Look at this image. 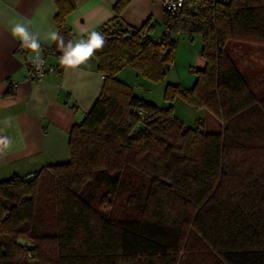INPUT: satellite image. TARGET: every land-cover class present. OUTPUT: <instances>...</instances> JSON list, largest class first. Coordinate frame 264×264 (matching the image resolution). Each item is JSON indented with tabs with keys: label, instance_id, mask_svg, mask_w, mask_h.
Segmentation results:
<instances>
[{
	"label": "trees",
	"instance_id": "obj_1",
	"mask_svg": "<svg viewBox=\"0 0 264 264\" xmlns=\"http://www.w3.org/2000/svg\"><path fill=\"white\" fill-rule=\"evenodd\" d=\"M53 1L58 32L73 40L72 1ZM129 1L116 2L115 20ZM162 24L200 34L204 60L193 85L167 84L164 100L207 109L220 131L202 119L184 125L173 105L116 77L129 65L163 81L174 40L156 42L150 20L101 29L106 44L93 57L103 84L69 131V160L0 180V264H264V91L232 54L236 44L264 46V0H185ZM52 53L61 55L55 43Z\"/></svg>",
	"mask_w": 264,
	"mask_h": 264
},
{
	"label": "crops",
	"instance_id": "obj_2",
	"mask_svg": "<svg viewBox=\"0 0 264 264\" xmlns=\"http://www.w3.org/2000/svg\"><path fill=\"white\" fill-rule=\"evenodd\" d=\"M71 1L73 10L66 22L73 40L103 28L113 31L140 27L147 20L154 24L153 37L161 36L165 28L162 0H130L117 20L113 18V8L118 0ZM56 11L53 0H0V132L13 141L10 148L0 152L1 177L26 176L45 165L68 161L69 131L84 119L101 92L104 75L97 70L94 57L76 69L62 66L59 70V57L52 53L53 43L45 40L49 30L58 31ZM16 23L29 25L40 36L38 54L20 46L12 34ZM182 34L171 31L168 39L177 45ZM37 55L55 66L40 81L28 78V62ZM127 66L116 77L134 90V81L141 75ZM203 66L202 59L196 69ZM138 89L143 88L139 85Z\"/></svg>",
	"mask_w": 264,
	"mask_h": 264
},
{
	"label": "rangeland",
	"instance_id": "obj_3",
	"mask_svg": "<svg viewBox=\"0 0 264 264\" xmlns=\"http://www.w3.org/2000/svg\"><path fill=\"white\" fill-rule=\"evenodd\" d=\"M175 39H178L175 36ZM201 35L191 36L183 33L175 47V59L166 69L165 79L152 82L142 76L134 81V91L160 108L173 105L175 116L186 126L194 127L197 119L204 120V129L208 132H218L221 129V121L207 109H196L182 99H175L169 103L164 100V90L167 84H180L184 88L193 85L196 79V69L202 61L200 56ZM233 60L238 64V69L245 73L250 85L255 92L264 91V46L251 44H236L232 48ZM129 67V66H127ZM132 69L131 67H129ZM134 71V70H133ZM143 89H138V86ZM1 177L0 180L11 178Z\"/></svg>",
	"mask_w": 264,
	"mask_h": 264
},
{
	"label": "clouds",
	"instance_id": "obj_4",
	"mask_svg": "<svg viewBox=\"0 0 264 264\" xmlns=\"http://www.w3.org/2000/svg\"><path fill=\"white\" fill-rule=\"evenodd\" d=\"M12 34L18 38L20 46L32 52L39 53L41 50L40 36L34 33L30 26L24 23H16L12 27ZM49 43H55L60 51L59 63L65 68L76 69L88 62L106 44L105 36L99 31H89L82 34L79 40L65 41L64 37L56 30H49L45 36ZM31 59V58H30ZM39 71L43 70L45 62L39 55L32 59ZM13 141L7 136H0V152L12 146Z\"/></svg>",
	"mask_w": 264,
	"mask_h": 264
},
{
	"label": "built area",
	"instance_id": "obj_5",
	"mask_svg": "<svg viewBox=\"0 0 264 264\" xmlns=\"http://www.w3.org/2000/svg\"><path fill=\"white\" fill-rule=\"evenodd\" d=\"M194 3H197V1ZM162 5H163V8L165 11L174 12V11L180 10L181 8L184 7L185 0H162ZM95 31H99V30H95ZM170 32H171V30L168 27H165L161 36H159L157 38L156 37H152V38L156 42L161 43L163 41V39L169 35ZM35 57L32 59H35ZM40 58L43 59L45 62V66L43 67L42 71H39L37 69L36 65L34 63H32V59H30L28 62V78L30 80L40 81L43 79L45 74H47V73H49L55 69V66L50 64L44 56L41 55ZM140 113L144 115L145 111H141ZM0 136H4V134L2 132H0Z\"/></svg>",
	"mask_w": 264,
	"mask_h": 264
},
{
	"label": "water",
	"instance_id": "obj_6",
	"mask_svg": "<svg viewBox=\"0 0 264 264\" xmlns=\"http://www.w3.org/2000/svg\"><path fill=\"white\" fill-rule=\"evenodd\" d=\"M190 8L193 10L195 7H194V5H192ZM167 51H168V49H165L163 51V57L166 55ZM35 176H36V173H32L30 175L25 176L24 179L25 180H30L31 178H34ZM17 242L20 245H25V246H31L32 245V242L30 240L26 239V238H19L17 240Z\"/></svg>",
	"mask_w": 264,
	"mask_h": 264
}]
</instances>
